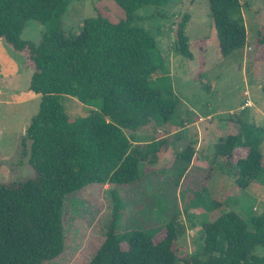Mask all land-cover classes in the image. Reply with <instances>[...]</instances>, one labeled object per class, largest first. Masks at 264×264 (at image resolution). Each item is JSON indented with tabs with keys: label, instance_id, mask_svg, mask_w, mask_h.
Wrapping results in <instances>:
<instances>
[{
	"label": "trees",
	"instance_id": "trees-1",
	"mask_svg": "<svg viewBox=\"0 0 264 264\" xmlns=\"http://www.w3.org/2000/svg\"><path fill=\"white\" fill-rule=\"evenodd\" d=\"M113 1L125 18L90 17L72 34L63 23L70 0H0V38L16 51L29 52L35 66L29 89L41 95L40 112L25 135L31 142L29 164L35 177L0 183V264H44L61 256L66 197L90 184L110 188L112 213L104 241L87 264H264V254L256 253L257 248L264 249V215L245 219L235 211L221 210L211 221L199 223L202 241L185 258L175 249L185 232L176 217L153 229L134 222L128 230L118 231L126 208L119 186L140 181L141 165H154L167 143H136L125 131L137 132L153 121L165 128L176 103L150 81L164 68L163 59L155 37L135 24L140 8L170 0ZM208 3L220 54L228 57L247 44L243 5L240 0ZM30 20L45 27L39 43L21 38ZM188 21L185 15L174 25L177 50L191 59L185 33ZM260 40L263 44L264 37ZM63 96L91 105L100 101L101 106L87 116L71 118ZM260 135L254 125L242 124L237 134L214 145L213 162L227 159L236 171L225 174L234 177L240 189L264 182ZM239 148L243 151L237 155ZM194 154L188 145L178 158L190 164ZM163 229L164 236L156 242Z\"/></svg>",
	"mask_w": 264,
	"mask_h": 264
},
{
	"label": "rangeland",
	"instance_id": "rangeland-1",
	"mask_svg": "<svg viewBox=\"0 0 264 264\" xmlns=\"http://www.w3.org/2000/svg\"><path fill=\"white\" fill-rule=\"evenodd\" d=\"M240 1L247 44L225 58L220 54L208 0H170L166 5H148L137 11L140 20L135 24L155 37L163 59L164 68L150 81L165 89L176 107L165 128L153 121L137 132L125 131L136 143H167L154 165H141L140 181L119 186L126 208L118 231L128 230L134 222L153 229L176 217L185 228L175 244L182 258L193 254L202 241L199 223L211 221L221 210L235 211L245 219L264 215V182L240 189L234 177L225 174H235L236 169L227 159L213 162L212 157L213 142L237 134L242 124L257 127L264 140V43H259L264 37V0ZM98 15L112 21L125 18L124 10L113 0H70L63 17L64 29L72 34L79 32L85 19ZM185 15L189 17L185 33L191 59L177 50L174 23ZM44 30L42 24L30 20L21 38L39 43ZM34 71L28 51H16L0 38V183L35 177L29 164L31 142L25 138L32 118L41 108V95L29 89ZM62 102L71 118L87 116L101 106L100 101L91 105L71 96H63ZM211 114L215 118L212 125L207 119L212 118ZM188 145L199 153L194 154L190 164L178 158ZM259 150L264 156V141L259 143ZM242 151L239 148L236 154ZM109 189L106 185L90 184L66 197L65 250L44 264L89 262L103 243L105 227L111 220ZM193 223L196 224L191 227ZM164 234L163 229L155 241ZM256 253L263 255L264 249L257 248Z\"/></svg>",
	"mask_w": 264,
	"mask_h": 264
},
{
	"label": "crops",
	"instance_id": "crops-1",
	"mask_svg": "<svg viewBox=\"0 0 264 264\" xmlns=\"http://www.w3.org/2000/svg\"><path fill=\"white\" fill-rule=\"evenodd\" d=\"M192 109V108H191ZM192 111L194 112V110L192 109ZM212 115V118L210 117V116H207V119L209 120L208 121V123H210L211 125H212V123L214 122L213 120L215 119L214 117H213V114H211ZM211 120V121H210ZM214 124H216V123H214ZM211 132V131H210ZM203 141V140H202ZM201 141V142H202ZM216 143V142H215ZM215 143L213 142V144L215 145ZM209 144V143H208ZM202 145V148L204 147V145H203V142L200 144V146ZM199 146V147H200ZM202 150V149H201ZM196 155H199V153L196 151ZM196 162V161H195Z\"/></svg>",
	"mask_w": 264,
	"mask_h": 264
}]
</instances>
